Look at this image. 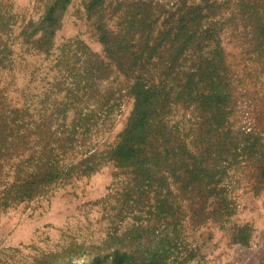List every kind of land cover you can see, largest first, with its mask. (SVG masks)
Here are the masks:
<instances>
[{"label":"rangeland","instance_id":"rangeland-1","mask_svg":"<svg viewBox=\"0 0 264 264\" xmlns=\"http://www.w3.org/2000/svg\"><path fill=\"white\" fill-rule=\"evenodd\" d=\"M263 27L264 0H0V264H264ZM139 75L167 98L147 148L160 182L65 164L120 139ZM84 114L83 146L21 188Z\"/></svg>","mask_w":264,"mask_h":264},{"label":"trees","instance_id":"trees-1","mask_svg":"<svg viewBox=\"0 0 264 264\" xmlns=\"http://www.w3.org/2000/svg\"><path fill=\"white\" fill-rule=\"evenodd\" d=\"M248 7H243L241 12L245 16V20L248 22H257V19L254 15V12L248 11ZM264 29V27H263ZM142 76L139 75L136 81L134 82L132 88L135 93V106L134 109L130 115V119L128 120L127 126L123 130V132L120 135V139L114 143L110 148H106L101 151V157H99L100 154H94L86 159H83L80 164L74 163L73 161H69L65 163L63 161L64 158H68L67 155L72 154L71 153H64V149L67 147L74 148L76 145L78 147L83 146L79 145L78 139H75L74 135H70V133L82 129L83 133L87 130V123L84 121L85 114L81 115L76 119V122L74 124L73 129H64L61 131V134L63 136H57L56 134L52 137L54 142L47 141L44 148H42L44 154H40V161L43 162L42 165H35L37 167V170L31 171L26 177L28 178V182L22 183L21 188H31L36 184H41L42 182L49 181L48 178H50L52 175L55 174L56 171L60 168V163L65 164H71V168L81 167L84 166L85 168H82V175L89 176L91 172L97 169L98 164L102 163L104 159L102 158H112L116 162L117 166H132L133 172L137 173L136 183L138 182V179L140 180V185L142 184V181L144 183L153 184V181H159L160 179L157 178L158 169H152L155 166H158V154L153 152L152 157L150 154H148V146L149 144L153 143L158 140V136L154 133L157 131V128H150L153 126L151 123H153L154 119L156 118L155 114L156 111H159V107L164 105V101L167 100L166 97H162L163 94H161V88L160 86H157L153 84L152 86L145 87L143 80L141 79ZM167 95V94H166ZM225 93H221L219 90L214 89L210 93L205 94V98L208 100L214 102L215 108L219 110V107H221V103L225 102ZM64 126V125H63ZM67 126V125H66ZM159 128V125H158ZM18 129V128H17ZM72 131V132H71ZM20 132V130H19ZM18 132V133H19ZM152 134V135H150ZM51 138V136H50ZM66 138V139H65ZM86 144V143H85ZM4 147H0V150ZM6 148H8L5 145ZM88 150V149H87ZM155 151L157 148L154 149ZM153 151V150H152ZM150 151V152H152ZM105 155V157H104ZM101 158V159H97ZM151 158V159H150ZM151 162V167L148 164V161ZM204 171L203 168H199L198 166H195L192 168V171L190 172L189 178L190 181L193 183L197 181H201L204 179V177L207 176L202 174ZM63 172V171H62ZM65 175H68L67 177H70V175L67 173ZM263 175H264V169H263ZM29 177H32L31 180H29ZM6 177H3L2 180H5ZM17 179H20L18 177ZM27 181V180H26ZM204 184H206V179L203 181ZM134 187V185H131L129 190H127V196L131 194V189ZM208 194L210 192L212 195H214V192H222V189L219 188L217 185H210L207 186ZM28 191V190H27ZM26 192V191H21ZM230 209L228 210V212ZM217 212V210L215 211ZM197 214H206V208L201 207ZM207 216H205L206 218ZM123 256L117 257L114 259L115 264H123ZM94 264H103V260L98 258L94 262Z\"/></svg>","mask_w":264,"mask_h":264}]
</instances>
